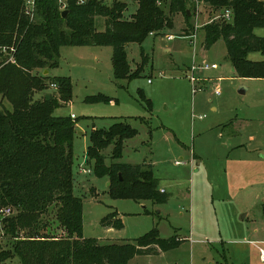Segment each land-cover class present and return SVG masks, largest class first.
Segmentation results:
<instances>
[{
    "label": "rangeland",
    "instance_id": "374dc122",
    "mask_svg": "<svg viewBox=\"0 0 264 264\" xmlns=\"http://www.w3.org/2000/svg\"><path fill=\"white\" fill-rule=\"evenodd\" d=\"M121 1L127 3L124 18L129 19L138 3ZM220 14L204 4L190 18L174 14V27L149 35L142 45L129 43L133 71L143 62L142 52L148 56L132 79L114 76L111 46H63L60 65L49 70L50 77L69 76L72 81L71 101L55 114L75 116L74 194L84 203V236L121 242L156 226L161 237L182 240L175 249L138 255L128 264H264V80L236 76L223 40L205 47L202 27ZM105 19L96 17L99 31L105 29ZM190 32H197L195 39L185 36ZM255 32L264 36V28ZM249 58L264 60V53L251 52ZM194 64L218 68H197L193 74ZM34 73L41 75L42 69ZM100 94L111 100H86ZM0 100L12 108L8 99ZM117 119L129 121L138 134L123 142L118 159L110 157L113 145L107 147L106 163L151 164L169 194L166 203L112 197L108 177L96 175L87 162L94 126L108 127ZM113 211L123 228L109 230L102 224ZM56 214L53 206L49 218ZM2 228L0 214V237L5 240ZM7 264L22 263L14 256Z\"/></svg>",
    "mask_w": 264,
    "mask_h": 264
},
{
    "label": "trees",
    "instance_id": "16d2710c",
    "mask_svg": "<svg viewBox=\"0 0 264 264\" xmlns=\"http://www.w3.org/2000/svg\"><path fill=\"white\" fill-rule=\"evenodd\" d=\"M135 1L138 8L126 19L127 3L121 0L111 5L99 0L84 4L68 0L65 17L58 0H35L31 19L24 11L26 0H0V96L12 105L6 108L0 100V214L5 208L13 210L11 215H2L7 239L0 237V264H7L14 256L22 264H128L138 255L160 254L181 244L175 235L161 237L156 226L138 238L121 242L84 236V203L74 194L76 123L71 115L55 114L58 107L71 101L72 81L69 76L45 74V70L60 65L63 46H111L114 76L135 78L148 56L142 50L143 62L133 71L127 45H142L152 33L174 27L176 13L187 18L195 13L190 0ZM204 1L213 13L221 12L202 27L205 47L223 40L236 76L264 79V60L248 57L251 52L264 53V36L255 32L264 28V0ZM226 9L232 10L231 20L221 16ZM99 16L106 18L102 31L96 27ZM38 69H42L41 75L34 73ZM53 83L58 88L49 92ZM86 100L111 99L100 94ZM146 100L150 107L151 101ZM137 134L138 129L124 119L108 127L94 126L87 162L96 175L108 177L112 197L166 203L169 194L160 190L151 165L106 163L103 151L107 147L113 145L110 157L118 159L123 142ZM53 206L57 214L51 220ZM101 222L116 229L124 226L117 211ZM58 231L60 236L55 234Z\"/></svg>",
    "mask_w": 264,
    "mask_h": 264
},
{
    "label": "built area",
    "instance_id": "2783aa9c",
    "mask_svg": "<svg viewBox=\"0 0 264 264\" xmlns=\"http://www.w3.org/2000/svg\"><path fill=\"white\" fill-rule=\"evenodd\" d=\"M58 1L61 4L62 11L67 8L68 0H58ZM75 1L77 2V4H84L88 0H75ZM99 1H101L103 4L111 5L115 0H99ZM190 1L193 4L194 10L196 12H197V10H199L202 7V5L206 4L204 0H190ZM158 3H161V0H159ZM34 9H35V0H26L24 11L31 19H33V17H34ZM221 16L227 20H231L232 19V10L226 9ZM218 17L219 16H216L214 18L216 19ZM151 35H153V33ZM196 36H197V32L196 33L193 32L191 35H188V37H190L191 39H195ZM166 37H167V39H173L174 35H166ZM197 68H203L205 70H208L210 68L216 69V68H218V65L217 64H212V65L207 64L205 66L197 67L194 64L191 67L193 74L195 73V70ZM191 80H192V82H196L197 78L194 75H192ZM51 88L55 90L58 88V86L56 83H53V84H51ZM216 93H220L219 87L216 88ZM71 117L74 118L75 117L74 114H72ZM82 171L84 173H90L91 172L90 169H84V168H82ZM1 213H2V215H11L13 213V210L11 208H5V209L1 210ZM260 258L262 261H264V249L263 248L260 249Z\"/></svg>",
    "mask_w": 264,
    "mask_h": 264
},
{
    "label": "crops",
    "instance_id": "0c3cea01",
    "mask_svg": "<svg viewBox=\"0 0 264 264\" xmlns=\"http://www.w3.org/2000/svg\"><path fill=\"white\" fill-rule=\"evenodd\" d=\"M204 31V30H203ZM185 36H188V35H185ZM127 49V48H126ZM248 57H249V55H248ZM264 59V58H263ZM255 61V60H254ZM256 61H261V60H256ZM233 72H234V69H233ZM235 73V72H234ZM48 74H49V70H48ZM221 78V77H220ZM244 79H246V80H250V78H244ZM255 80H260V81H263L264 79H260V78H254ZM254 79H252V80H254ZM243 90H244V92L245 91H248V89L249 88H242ZM51 91L53 90V89H50ZM49 90V91H50ZM39 94V95H38ZM36 95H38L39 97L42 95V94H40V93H37ZM194 156H196V154L194 153ZM180 162H176V164H179ZM145 165H147V164H145ZM151 165V164H150ZM152 166V165H151ZM154 170V169H153ZM154 174H155V172H154ZM155 176H156V174H155ZM157 177V176H156ZM158 178V177H157ZM160 190L162 191V192H166L167 193V190L165 189V187H163V186H161V184H160ZM107 229H113V227H108ZM98 239V238H97ZM99 240V239H98ZM264 242V241H263ZM261 249V248H260ZM264 249V248H263ZM163 253V252H162Z\"/></svg>",
    "mask_w": 264,
    "mask_h": 264
},
{
    "label": "water",
    "instance_id": "95a60500",
    "mask_svg": "<svg viewBox=\"0 0 264 264\" xmlns=\"http://www.w3.org/2000/svg\"><path fill=\"white\" fill-rule=\"evenodd\" d=\"M67 14H68V9L66 8V9H64V10L62 11V15H63V17H65ZM47 73H48V70H45V74H47ZM241 91L244 92L243 89H241ZM47 96H49V95H47ZM108 184H109V183H108Z\"/></svg>",
    "mask_w": 264,
    "mask_h": 264
}]
</instances>
